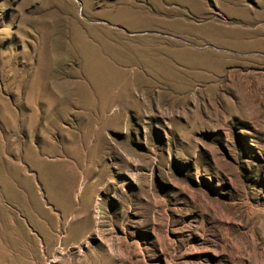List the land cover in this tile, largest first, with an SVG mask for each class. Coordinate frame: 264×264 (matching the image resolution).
Wrapping results in <instances>:
<instances>
[{
    "label": "rangeland",
    "instance_id": "374dc122",
    "mask_svg": "<svg viewBox=\"0 0 264 264\" xmlns=\"http://www.w3.org/2000/svg\"><path fill=\"white\" fill-rule=\"evenodd\" d=\"M0 141V264H264V0H0Z\"/></svg>",
    "mask_w": 264,
    "mask_h": 264
},
{
    "label": "crops",
    "instance_id": "0c3cea01",
    "mask_svg": "<svg viewBox=\"0 0 264 264\" xmlns=\"http://www.w3.org/2000/svg\"><path fill=\"white\" fill-rule=\"evenodd\" d=\"M13 145V144H12ZM10 150V144L5 142L0 141V166L1 165H7L9 166H17L16 162L7 159V158H2L5 153H9ZM19 179H17L16 182H18ZM15 181V180H14ZM21 183L23 184V181L21 180Z\"/></svg>",
    "mask_w": 264,
    "mask_h": 264
},
{
    "label": "bare ground",
    "instance_id": "6f19581e",
    "mask_svg": "<svg viewBox=\"0 0 264 264\" xmlns=\"http://www.w3.org/2000/svg\"><path fill=\"white\" fill-rule=\"evenodd\" d=\"M75 47H77V46H75ZM86 48H88V47L86 46ZM74 49H75V48H74ZM78 49H79V47H78ZM78 49H77V50H78ZM83 49H84V47H83ZM80 51L82 52V49H81ZM88 51H90V50H88ZM92 52L95 53L96 50H93ZM75 53H76V52H75ZM208 59H209V58H208ZM212 60H213V59L209 60V62H208V60H207V64H206V68H207V70H210V68H211V66H212V65H210V64H212L213 61H214V60H213V61H212ZM211 61H212V63H211ZM209 63H210V64H209ZM98 67H99V66L95 64L94 67H93V70H97ZM83 193H84V192L81 193V197H83ZM82 208L87 209L88 206H87V205H83ZM71 209H72V207H71ZM29 248H30V247H29ZM23 250H24V249H23ZM24 252H25V251H24ZM34 252H35V251H34ZM6 254H7V253H6ZM25 254H26V252H25ZM40 255H41V254H40ZM17 257H18V256H17ZM19 258H20V256H19ZM22 260H23V259H22ZM18 262H19V261H18ZM22 262H23V261H22ZM22 262H21V263H22ZM25 262H26V261H25ZM28 262H29V261H28ZM13 263H15V262H13ZM21 263H20V264H21ZM30 263H31V262H30Z\"/></svg>",
    "mask_w": 264,
    "mask_h": 264
}]
</instances>
